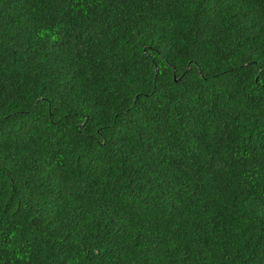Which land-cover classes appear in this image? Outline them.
<instances>
[{"label":"trees","instance_id":"1","mask_svg":"<svg viewBox=\"0 0 264 264\" xmlns=\"http://www.w3.org/2000/svg\"><path fill=\"white\" fill-rule=\"evenodd\" d=\"M0 264H264V0H0Z\"/></svg>","mask_w":264,"mask_h":264}]
</instances>
